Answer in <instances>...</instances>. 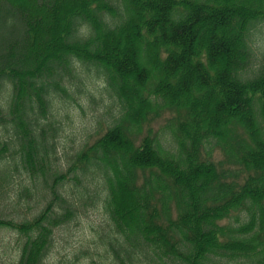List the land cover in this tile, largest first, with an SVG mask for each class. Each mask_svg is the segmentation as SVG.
I'll use <instances>...</instances> for the list:
<instances>
[{
	"label": "trees",
	"instance_id": "16d2710c",
	"mask_svg": "<svg viewBox=\"0 0 264 264\" xmlns=\"http://www.w3.org/2000/svg\"><path fill=\"white\" fill-rule=\"evenodd\" d=\"M262 27L264 0H0V230L19 235L15 264H43L81 198L105 211L91 264H264ZM79 63L110 122L62 172L53 94L83 93ZM39 194L31 218L2 216Z\"/></svg>",
	"mask_w": 264,
	"mask_h": 264
},
{
	"label": "rangeland",
	"instance_id": "374dc122",
	"mask_svg": "<svg viewBox=\"0 0 264 264\" xmlns=\"http://www.w3.org/2000/svg\"><path fill=\"white\" fill-rule=\"evenodd\" d=\"M257 31H259V34L256 35L255 32L254 47L257 60H259L261 50L260 40L264 37V28L262 27L261 31L257 29ZM142 59V54H139L138 62ZM257 60L253 62V68L259 64ZM87 67V65L79 63L78 70L82 82L78 84L83 89V93H79L78 97L68 98L60 95V93L53 94V106L59 120V128L54 137V141L59 157L57 161L58 167L62 172L67 169L69 161L67 159L71 158L87 139L91 141L96 130L104 127V124L106 127V124L110 122L109 115H105V111L109 106V100L105 94L102 95L99 93V86L101 85L95 70L92 68L87 70ZM250 73L251 71L247 74L250 75ZM9 95L10 83L5 81L1 82V115H5ZM91 99H95L96 102H91ZM168 116H170V113H165L161 119L153 123V127L156 129L159 128L164 124ZM212 155L216 160L223 157L219 150H215ZM17 177L19 176L17 175ZM14 183H17V179H15ZM64 184L62 192L65 196L79 199L78 194L81 192L78 188L81 185L75 184L69 178L64 181ZM14 187L17 186L14 185ZM47 199L48 196L43 197L41 194L37 198H22L16 207L11 205L5 207L1 212L3 214L2 216L17 221L31 218L45 205ZM77 203L78 214L67 223L55 228L52 244L43 264H91L92 262L96 263L104 260V247L102 244L100 246V241H102L101 236L107 229V225L102 203L97 198L92 200V205L91 200L84 198H81ZM18 238L19 235L11 230H0V264H15L18 253ZM244 261L231 260L227 261L226 264L241 263Z\"/></svg>",
	"mask_w": 264,
	"mask_h": 264
}]
</instances>
